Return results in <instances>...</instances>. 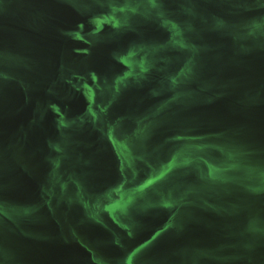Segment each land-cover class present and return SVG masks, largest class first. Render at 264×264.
Returning a JSON list of instances; mask_svg holds the SVG:
<instances>
[{"label":"water","instance_id":"water-1","mask_svg":"<svg viewBox=\"0 0 264 264\" xmlns=\"http://www.w3.org/2000/svg\"><path fill=\"white\" fill-rule=\"evenodd\" d=\"M0 264H264V0H0Z\"/></svg>","mask_w":264,"mask_h":264},{"label":"flooded vegetation","instance_id":"flooded-vegetation-1","mask_svg":"<svg viewBox=\"0 0 264 264\" xmlns=\"http://www.w3.org/2000/svg\"><path fill=\"white\" fill-rule=\"evenodd\" d=\"M96 23H98V21Z\"/></svg>","mask_w":264,"mask_h":264}]
</instances>
